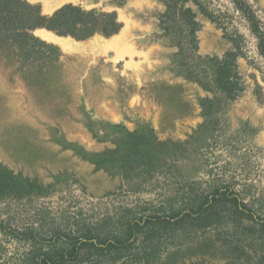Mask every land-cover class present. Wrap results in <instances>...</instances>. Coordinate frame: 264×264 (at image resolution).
Here are the masks:
<instances>
[{
    "label": "rangeland",
    "instance_id": "1",
    "mask_svg": "<svg viewBox=\"0 0 264 264\" xmlns=\"http://www.w3.org/2000/svg\"><path fill=\"white\" fill-rule=\"evenodd\" d=\"M26 1L44 15L66 4L114 12L122 27L80 41L50 33L68 47L34 31L62 53L48 65L0 55V168L33 184L0 197V264L65 255L86 228L113 233L215 190L234 191L264 221V55L231 0ZM244 1L264 31V0ZM233 51L241 91L228 98L210 75L212 60ZM226 232L162 238L150 263L97 254L66 264H226Z\"/></svg>",
    "mask_w": 264,
    "mask_h": 264
},
{
    "label": "trees",
    "instance_id": "2",
    "mask_svg": "<svg viewBox=\"0 0 264 264\" xmlns=\"http://www.w3.org/2000/svg\"><path fill=\"white\" fill-rule=\"evenodd\" d=\"M231 1L247 16L252 32L259 39V51L264 55V31H261L260 23L250 13L244 0ZM121 27L114 12L85 10L78 5L66 4L51 15H44L39 4L26 0H0V55L9 58L20 68H27L35 63L48 65L58 62L62 53L56 45L37 37L34 31L45 29L57 36L80 41L96 34L113 36ZM237 57L238 52L233 51L226 53L221 59L212 60L210 82L216 92L228 98L241 91ZM128 139L135 141L136 137L129 134ZM137 151L138 148L136 152L128 153L127 157L136 156ZM104 155L105 153L90 154L97 166H104ZM111 162L114 164V159ZM32 188V183L24 185L0 168V197L5 193L3 191L13 193L16 197L19 192ZM219 227H225L226 234L234 237L226 243L229 250L226 264H264V221L255 218L248 204L229 189L215 190L196 198L188 208L177 210L169 216L161 217L155 213L124 219L113 233L103 230L95 233L86 228L79 238L68 237L71 242L65 248V255L64 250L58 249L51 254L46 253L37 264H66L71 256L81 257V261H84L97 254L113 255L112 263L123 260L128 255L141 257L150 263L153 262L162 238L173 239L177 235Z\"/></svg>",
    "mask_w": 264,
    "mask_h": 264
},
{
    "label": "bare ground",
    "instance_id": "3",
    "mask_svg": "<svg viewBox=\"0 0 264 264\" xmlns=\"http://www.w3.org/2000/svg\"><path fill=\"white\" fill-rule=\"evenodd\" d=\"M37 35L39 37H41L42 39L46 40V41H54V42H58L60 44H63L64 47H68V44L65 43L64 41H62L61 39L53 36L52 34H50L49 32H45V31H37Z\"/></svg>",
    "mask_w": 264,
    "mask_h": 264
},
{
    "label": "water",
    "instance_id": "4",
    "mask_svg": "<svg viewBox=\"0 0 264 264\" xmlns=\"http://www.w3.org/2000/svg\"><path fill=\"white\" fill-rule=\"evenodd\" d=\"M45 30V29H44ZM45 31H47V32H49V33H52V34H54L53 32H51V31H48V30H45ZM55 35V34H54ZM57 36V35H56ZM58 37H60V36H58Z\"/></svg>",
    "mask_w": 264,
    "mask_h": 264
}]
</instances>
